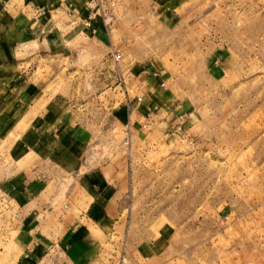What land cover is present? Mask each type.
<instances>
[{
  "label": "rangeland",
  "instance_id": "rangeland-1",
  "mask_svg": "<svg viewBox=\"0 0 264 264\" xmlns=\"http://www.w3.org/2000/svg\"><path fill=\"white\" fill-rule=\"evenodd\" d=\"M114 2L110 40L65 27L14 58L19 85L59 107L68 134H81L83 160L126 165L125 227L93 264H120L122 255L124 264H264V0ZM127 102L146 117L133 120L126 141ZM17 140L1 142L0 174L14 165L6 149ZM62 183L69 195L71 182ZM10 190L0 178V264L19 257L25 208ZM75 197H63L65 210L84 205ZM128 224L134 233L123 231ZM159 233L158 255L129 256L126 242ZM51 257L40 264L60 262Z\"/></svg>",
  "mask_w": 264,
  "mask_h": 264
},
{
  "label": "crops",
  "instance_id": "crops-1",
  "mask_svg": "<svg viewBox=\"0 0 264 264\" xmlns=\"http://www.w3.org/2000/svg\"><path fill=\"white\" fill-rule=\"evenodd\" d=\"M153 3L165 8L178 0ZM39 9L44 13L39 14ZM85 14L84 0H2L0 4V145L11 134L18 136L6 149L14 165L8 175L1 169L0 178L11 187L12 201L25 208L17 221L18 264H40L50 260L52 251L58 257L51 260L60 261L58 264H93L107 236L124 226V191H129L132 183L126 165L83 160L81 134H68L61 109L54 104L47 106L42 94L33 97L28 88L19 85L15 72L14 58L21 46L28 49L36 42L48 46L58 36L63 37L65 27L85 29L81 24ZM94 36L107 40L100 28ZM137 108L130 102L123 106L124 124L131 126L136 118L138 127L145 120L143 107L132 117ZM65 179L71 182L69 195L63 191V183L62 188L60 185ZM75 195L84 205L75 211L65 210L68 204H61L63 197L72 200ZM131 226L123 231L134 233ZM161 238L159 233L150 242H126L129 256L149 259L158 255Z\"/></svg>",
  "mask_w": 264,
  "mask_h": 264
},
{
  "label": "built area",
  "instance_id": "built-area-1",
  "mask_svg": "<svg viewBox=\"0 0 264 264\" xmlns=\"http://www.w3.org/2000/svg\"><path fill=\"white\" fill-rule=\"evenodd\" d=\"M2 0H0V4ZM114 0H84V7L86 10L85 16L81 19V24L85 29H88L91 34L96 35L99 32V28L102 30L107 40H110L112 25L114 23ZM39 14H43L44 10L39 9ZM98 22V26L95 24ZM110 57L113 62L119 63L122 58V54L118 48H115L111 44ZM164 83H161L163 86ZM136 101L141 102V96H136ZM177 131H181V127H176ZM126 134V141L128 139L129 123L124 124L123 128ZM120 264H124L125 257H120Z\"/></svg>",
  "mask_w": 264,
  "mask_h": 264
}]
</instances>
